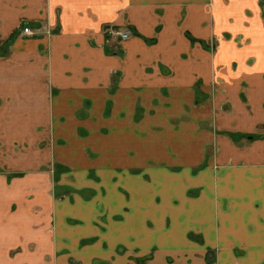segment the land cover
Segmentation results:
<instances>
[{
	"label": "crops",
	"instance_id": "0c3cea01",
	"mask_svg": "<svg viewBox=\"0 0 264 264\" xmlns=\"http://www.w3.org/2000/svg\"><path fill=\"white\" fill-rule=\"evenodd\" d=\"M0 264H264V0H0Z\"/></svg>",
	"mask_w": 264,
	"mask_h": 264
},
{
	"label": "flooded vegetation",
	"instance_id": "af4514ba",
	"mask_svg": "<svg viewBox=\"0 0 264 264\" xmlns=\"http://www.w3.org/2000/svg\"><path fill=\"white\" fill-rule=\"evenodd\" d=\"M25 27H30V29L32 30V34H26L24 33V28ZM22 31L25 35L27 36H32V35H35L36 34V31L33 29V27L29 26V24H26L24 23L23 26H22ZM105 33L109 36H114L116 37L117 39H120V40H124V39H128L131 35H132V31L130 29H121V28H118L116 26H109L108 28L105 29ZM126 35V36H124ZM60 169V168H58ZM55 171H53V174H52V179L55 180L56 179V173H54ZM59 173V172H58ZM57 173V175H58ZM57 190V193L59 195H65L67 194V192L61 194L63 191H62V188H60L59 186L55 187L54 188V193L56 192Z\"/></svg>",
	"mask_w": 264,
	"mask_h": 264
},
{
	"label": "rangeland",
	"instance_id": "374dc122",
	"mask_svg": "<svg viewBox=\"0 0 264 264\" xmlns=\"http://www.w3.org/2000/svg\"><path fill=\"white\" fill-rule=\"evenodd\" d=\"M52 177V176H51ZM50 193H52V197L54 198H59L61 195H59L58 193H57V190H56V192L54 193V188H52V190L50 191ZM33 195V193H31V192H29L28 193V196L29 197H31ZM36 208H39V206H36ZM31 244H33L32 242H31ZM18 250L17 249H13L12 251H11V254L12 255H14L16 252H17Z\"/></svg>",
	"mask_w": 264,
	"mask_h": 264
},
{
	"label": "built area",
	"instance_id": "2783aa9c",
	"mask_svg": "<svg viewBox=\"0 0 264 264\" xmlns=\"http://www.w3.org/2000/svg\"><path fill=\"white\" fill-rule=\"evenodd\" d=\"M24 33H26V34H32V30L30 29V27H25L24 28ZM124 36H126V35H124Z\"/></svg>",
	"mask_w": 264,
	"mask_h": 264
}]
</instances>
